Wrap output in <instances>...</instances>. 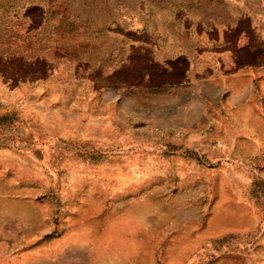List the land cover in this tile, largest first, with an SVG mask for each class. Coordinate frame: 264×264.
I'll return each mask as SVG.
<instances>
[{
    "label": "rangeland",
    "instance_id": "obj_1",
    "mask_svg": "<svg viewBox=\"0 0 264 264\" xmlns=\"http://www.w3.org/2000/svg\"><path fill=\"white\" fill-rule=\"evenodd\" d=\"M0 264H264V0H0Z\"/></svg>",
    "mask_w": 264,
    "mask_h": 264
}]
</instances>
